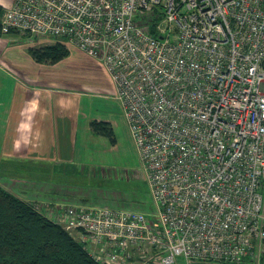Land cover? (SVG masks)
Returning a JSON list of instances; mask_svg holds the SVG:
<instances>
[{"label": "built area", "instance_id": "built-area-1", "mask_svg": "<svg viewBox=\"0 0 264 264\" xmlns=\"http://www.w3.org/2000/svg\"><path fill=\"white\" fill-rule=\"evenodd\" d=\"M12 30L104 65L154 204L47 217L99 264L262 262L264 0H14Z\"/></svg>", "mask_w": 264, "mask_h": 264}, {"label": "crops", "instance_id": "crops-1", "mask_svg": "<svg viewBox=\"0 0 264 264\" xmlns=\"http://www.w3.org/2000/svg\"><path fill=\"white\" fill-rule=\"evenodd\" d=\"M80 52L92 60L91 65L96 62L105 69L100 61ZM28 57L29 61L19 63L12 53L0 50V185L9 186L1 183L3 179L14 181L12 193L40 204L45 213L56 205L52 195L73 198L78 191L64 189L43 172L67 171L72 166L71 171L76 170L75 164L90 155L87 143L98 136L90 124L99 117L86 113L92 102L82 93L51 83V65L36 62L31 54Z\"/></svg>", "mask_w": 264, "mask_h": 264}, {"label": "rangeland", "instance_id": "rangeland-1", "mask_svg": "<svg viewBox=\"0 0 264 264\" xmlns=\"http://www.w3.org/2000/svg\"><path fill=\"white\" fill-rule=\"evenodd\" d=\"M14 3V0H0L5 11ZM147 22L148 20H142ZM1 29V28H0ZM1 31V30H0ZM50 38H34L23 33L2 34L0 32V50L12 53L13 60L19 63L30 60L31 48H42L53 44ZM69 57L51 65L52 84L57 83L59 89L67 92H79L91 104L86 113L92 117H99V121L106 119L111 122L116 142L109 138L95 136L87 145L89 156L83 162L75 164L76 170L70 167L65 170L43 172L51 175L63 188L78 191L73 195L77 200L65 196L52 195L56 200L57 208L71 205L108 206L112 208L131 209L144 212L152 217L154 204L151 198V188L147 172L140 160L136 144L132 140L122 106L115 98L114 83L105 69L98 67V63L91 65L77 48L69 46ZM55 65V66H54ZM56 85V84H54ZM88 118V116H87ZM120 121V122H119ZM110 123V121H109ZM2 180L7 184V191L12 192L14 181ZM73 187V188H71ZM59 189H62L59 187ZM16 192V191H15ZM70 197V196H69ZM75 199V198H74ZM176 264H225L204 261L188 262L183 256L176 258ZM250 264V263H234ZM264 264V260L260 263Z\"/></svg>", "mask_w": 264, "mask_h": 264}, {"label": "trees", "instance_id": "trees-1", "mask_svg": "<svg viewBox=\"0 0 264 264\" xmlns=\"http://www.w3.org/2000/svg\"><path fill=\"white\" fill-rule=\"evenodd\" d=\"M3 16L0 5V28ZM69 50L66 42L57 40L29 51L38 63L57 64L69 56ZM90 126L95 135L116 142L111 123L94 120ZM37 205L0 185V264H99L62 226L39 211Z\"/></svg>", "mask_w": 264, "mask_h": 264}]
</instances>
